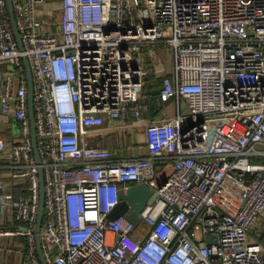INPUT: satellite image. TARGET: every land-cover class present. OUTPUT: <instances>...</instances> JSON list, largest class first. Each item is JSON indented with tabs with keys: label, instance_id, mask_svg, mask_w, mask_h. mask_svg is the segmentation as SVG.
I'll return each instance as SVG.
<instances>
[{
	"label": "built area",
	"instance_id": "1",
	"mask_svg": "<svg viewBox=\"0 0 264 264\" xmlns=\"http://www.w3.org/2000/svg\"><path fill=\"white\" fill-rule=\"evenodd\" d=\"M47 4L12 0L20 47L0 0V65L14 67L0 73V112L24 138L0 139V237H24L27 263L42 264V171L47 264H264V0H59L58 15ZM152 76L174 116L150 117ZM141 126L143 156L91 141ZM139 184L157 194L139 225L110 219Z\"/></svg>",
	"mask_w": 264,
	"mask_h": 264
},
{
	"label": "crops",
	"instance_id": "2",
	"mask_svg": "<svg viewBox=\"0 0 264 264\" xmlns=\"http://www.w3.org/2000/svg\"><path fill=\"white\" fill-rule=\"evenodd\" d=\"M53 2L54 0H52L51 3ZM58 7L59 0H57L55 6H53V4H51V6H46L44 11L48 13L54 12L56 15H58ZM164 66L165 72L170 73L173 67V62L171 61V59L166 62L164 61ZM5 69H7V65H0V73ZM2 87V77L0 76V91L2 90ZM168 109H173V106H169L166 109L165 106H161L159 111H157V109L151 108L150 117L159 118L165 116H174L170 113H167ZM3 116L5 115L0 112V139H3L4 141H6V143H10L13 137L12 131L10 130L11 125L10 123H4ZM6 116H9V121L11 123H13V121H16L15 116L13 114H9ZM113 124H117V122L112 121L110 119L105 120L106 126H110ZM16 125L18 126L17 121ZM135 129H137V127H128L124 129H116L108 133H100L99 136L92 137L91 141L94 145H100L102 147L110 149L114 153V157L117 158H122L120 157V153H122V150L124 148L127 149L129 157L143 156L146 152V144H139L137 132L135 131ZM143 147L144 150H142ZM0 180H5L6 182H9V177L5 170H0ZM7 186L9 192L13 193L15 197H19L26 194V190L22 186L12 187L11 185H9V183H7ZM1 193H3L2 190H0V194ZM5 216L7 224L10 225L11 214L9 212H6ZM25 243L26 239L24 237H0V264H28L26 263L27 261L24 257V254L22 253L23 246L25 245Z\"/></svg>",
	"mask_w": 264,
	"mask_h": 264
},
{
	"label": "water",
	"instance_id": "3",
	"mask_svg": "<svg viewBox=\"0 0 264 264\" xmlns=\"http://www.w3.org/2000/svg\"><path fill=\"white\" fill-rule=\"evenodd\" d=\"M7 8L11 16V23L16 39L20 47H22L21 39L17 30L15 17L12 9V0H7ZM24 63L27 69V75L29 80V103H30L29 117L32 125L33 148L36 158L40 163L41 159L36 141L35 119H34V110H33V80L27 59H24ZM118 198L120 203L115 208L113 213L110 215V219L114 220L119 218L120 216H125L128 221H130L131 223L137 226L139 225L141 220L140 214L145 210L147 205L154 203V201L157 198V194L153 190H151L147 185L139 184V185H133L127 190V192L120 191L118 194ZM44 202H45L44 178H43V172L41 171V202H40V212L36 227V237H37L38 253L41 262L42 264H47L44 259V255L42 251V243H41V228L44 219Z\"/></svg>",
	"mask_w": 264,
	"mask_h": 264
},
{
	"label": "rangeland",
	"instance_id": "4",
	"mask_svg": "<svg viewBox=\"0 0 264 264\" xmlns=\"http://www.w3.org/2000/svg\"><path fill=\"white\" fill-rule=\"evenodd\" d=\"M49 2V4H47V6H51V4H53V6L56 5L57 0H54L53 3H51L52 0H47ZM43 13H45L44 9L40 10ZM155 50L157 51L158 55L160 56V58L163 61H168L170 60V54L168 52V50L165 47H158L155 48ZM7 69L8 70H13L14 67L11 65H7ZM169 106H173V109H168L167 113H170L172 115L176 114V105L175 102H170L168 104L165 105V109ZM13 114V112L11 113V115ZM4 119V123L5 124H9L10 123V130L12 131L13 137L11 139V142L14 143H22L24 141V138L21 136V130L20 128L16 125V121H13V123H11L9 121V116H3ZM135 131L137 132V136H138V142L139 144H147V130L145 127H139L137 129H135ZM142 150H144V147L142 148ZM120 157L122 158H129V153L127 151V149H123L122 153H120ZM27 263V262H26ZM29 264V263H28Z\"/></svg>",
	"mask_w": 264,
	"mask_h": 264
},
{
	"label": "trees",
	"instance_id": "5",
	"mask_svg": "<svg viewBox=\"0 0 264 264\" xmlns=\"http://www.w3.org/2000/svg\"><path fill=\"white\" fill-rule=\"evenodd\" d=\"M161 80L162 79L160 77L157 78L152 76L146 79V85H145V94L147 96V101L150 103L151 108L157 109V111H159L161 107L158 101ZM44 222H45V217L43 219V223ZM261 241L264 246V232L262 234Z\"/></svg>",
	"mask_w": 264,
	"mask_h": 264
}]
</instances>
